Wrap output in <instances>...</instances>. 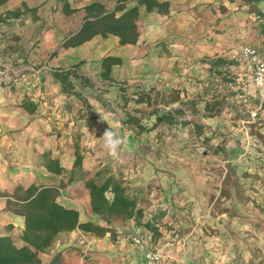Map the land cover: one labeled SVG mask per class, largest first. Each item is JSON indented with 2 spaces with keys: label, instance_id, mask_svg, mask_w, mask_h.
<instances>
[{
  "label": "crops",
  "instance_id": "1",
  "mask_svg": "<svg viewBox=\"0 0 264 264\" xmlns=\"http://www.w3.org/2000/svg\"><path fill=\"white\" fill-rule=\"evenodd\" d=\"M92 1L101 2L107 10L112 9L107 5V0H81L78 6L70 8H82L79 13L84 17L83 7ZM157 1L168 2V12L165 14L154 10L147 12L141 7L137 18L139 35L133 45L121 46L117 37L109 35L105 38L94 36L76 47L61 48L60 43L64 37L80 26L72 27L62 21L55 22L49 28L42 25L38 27L40 34L37 37L39 42L36 50L42 58L47 59H0V73L6 81V84L5 82L0 84V237L9 236L12 240L16 239L17 242L14 244L17 247L23 244L20 240L23 217L7 210L6 197L3 194L11 195L17 185L27 188L32 184L57 186L61 181L66 183L65 173L56 175L47 172L40 165L38 154L50 151L58 158L65 171L72 167L74 160L72 138L66 134L76 130L80 120H72L67 128L64 126L63 109L57 103L64 95L60 92L59 85L50 77L51 69L67 68L80 63V73L99 79L100 59L105 56L118 57L121 64L111 68L110 77L113 80L111 86H104L100 92L105 95L111 92L122 93L118 87L122 85L121 83H134L136 90L146 93L151 91L165 96L177 91L180 97L185 98L198 95L200 102L197 109L202 112L204 101L215 91V81L210 76L212 72L209 71V62L221 58L230 60L231 64L223 68L237 77L245 92L255 95L251 69L243 59L231 60L230 56L237 53L241 45L254 47L264 45V19H260L254 10H249L248 5H244L241 0ZM22 2L34 11L0 25V47L8 51V55L10 53L13 55V51L16 50L15 46L9 45V38L17 30L16 22L31 16L34 21L40 23L42 16H45L51 6L55 9V18L62 10V6L58 7L57 4L56 7L53 0H8L0 6V14L19 7ZM220 6H223V9H220ZM259 9L264 11L260 6ZM53 51H56V54L49 57ZM11 79L13 80L10 81ZM48 86L55 90V94L50 93L55 102L48 95ZM24 95L29 96L37 104L32 114L18 106L20 98ZM175 106L174 102L156 107L167 110ZM93 112L97 120H102L111 129H117L115 132H119L121 140L126 144L132 141L129 135L123 134V127L127 126L126 117L119 111L117 114L116 109L109 108V105L103 108L94 104ZM158 115L159 113L151 114L145 118L143 120L145 126L158 122ZM200 124L206 137L215 129L221 130L224 126H229L228 122L215 120V117H201ZM257 125L259 132L264 133V122H258ZM166 126L171 135L155 139L156 145L184 142L185 132L193 131L191 124L184 127L177 124ZM157 127H162V124H158ZM86 129V133L90 134L87 126ZM201 136L200 133V139ZM91 139L93 138L87 137L84 143ZM135 140L137 142L138 139ZM145 157L139 151L121 154L120 172L126 185L142 190L151 182L155 185L151 189L161 194L158 198L168 196L169 200L171 193H174V204L203 206L206 200L204 193L208 191L215 176L212 169L215 156L207 152L176 153L159 147V151L149 159L150 163L144 165ZM89 158L84 157L82 162L85 171L91 170ZM96 162L99 163L100 160L97 159ZM102 162L104 166H110L109 163ZM73 188H79L82 206L84 209L85 206L87 208L83 215L78 211L79 220L97 224V215L91 212L88 190L84 188L82 181L74 180L60 188L57 201L66 207L79 210L81 201L74 194L67 201L62 199L63 190ZM78 232L79 230H74L61 233L59 236L69 234L67 236L69 238ZM161 239H167L164 244L167 251L179 245V241L175 242L169 234H165ZM54 245L55 248L49 249V253H39L41 264H50L52 253H60L66 261L68 255L64 245H60L57 239ZM156 245L157 247L160 245L158 248L163 251L160 239Z\"/></svg>",
  "mask_w": 264,
  "mask_h": 264
},
{
  "label": "rangeland",
  "instance_id": "2",
  "mask_svg": "<svg viewBox=\"0 0 264 264\" xmlns=\"http://www.w3.org/2000/svg\"><path fill=\"white\" fill-rule=\"evenodd\" d=\"M80 1L68 0V3L69 6L75 7ZM53 2L56 3V7L57 4L58 7L62 6V0H53ZM106 2L112 8L116 0ZM259 6L264 9V3L248 5V9L256 10ZM221 8L223 9V6H220ZM81 9L74 8L73 12L67 14L60 10V15L55 18V9L51 6L47 9L45 16H42L40 23L37 20L34 21L31 16L26 19L22 18L16 22L17 30L9 38V45L15 46L16 50L13 51V55L11 53L8 55V51L0 47V59H47L42 58L36 50L39 42L37 37L40 34L39 25L49 28L55 22L65 21L72 27H77L83 20V15L79 13ZM33 25L36 26L33 28ZM92 82L94 85L92 90H82V94L90 105L88 111L92 108L91 112L94 114V104L101 105L103 108L109 105V108L116 109L117 114L119 111L126 119L133 117L137 119L138 124L151 129L140 131L133 121L127 123V126L123 127V134L129 135L132 141L126 144L122 140L117 155L113 157L104 149L103 141L100 139L109 127L102 120H90V125H87L86 118L83 116L87 113L83 102L73 97H58L60 100L57 103L63 109L64 126L67 128L72 120H80V125L76 130H71L66 135L72 138L71 146L76 142L82 147L84 153L87 151L85 158L90 157L88 163L91 167L88 172L104 166L102 162L104 161V163H109V168L113 173L122 177L119 163L121 154L139 151L148 157H145L143 162L145 165V163H150L149 159L159 151V147L176 153L182 151L198 154L207 152L215 156L212 168L215 176L208 191L204 193L206 200L201 207L174 204V193H171L169 200L168 196L164 197L165 200L158 198L161 194L151 189L155 186L151 182L143 187L141 193L135 192L138 188L125 184L128 192L137 198L139 206L144 210L141 221L158 222L159 235L155 238V243L160 239L162 252L168 257L169 263L264 264V133L259 132L257 125L258 122H264V108L258 111L254 118L246 112L247 109L255 107V95L246 93L248 98L246 106L229 98L224 104V109L218 115L213 116L215 120L228 122L229 126H224L221 130L215 129L207 137L202 128L200 132L202 139L199 138L200 133L197 134L191 130L185 132L186 141L184 142L156 145L155 139L171 134L166 125L157 127L158 124L154 123L151 126L149 124L145 126L143 120L153 114L151 113L153 106H147L145 102H135L139 96L134 93L138 92V95L143 96L146 92L136 90L134 83H121L122 85L118 87L124 89V92L117 91L118 93L111 92L105 95L99 91L105 88L100 79L92 78ZM47 91L49 96L50 93L55 94V90L49 86ZM242 91L245 92V89ZM150 97L151 102L156 106L164 105L170 94L164 96L150 91ZM51 98L55 102L54 98ZM180 98V101L175 102V107L183 109L185 119H191L200 124L201 116L192 115L185 105V101L192 98L197 99L196 96ZM86 126L90 134L86 133ZM111 130L117 131V129ZM117 133L120 137L119 132ZM87 137L93 139L85 144L84 140ZM97 159L100 160L99 163L96 162ZM67 184L69 183H64L62 188ZM73 189L75 190L72 191ZM73 189L63 190L62 199L67 201L74 194L81 201L78 211L83 215L87 208L85 206L84 209L82 206V195L78 192L79 188ZM96 220L97 224L108 226L112 232L101 237L83 234L80 231L69 238L67 237L69 234L58 236V243L64 245L68 257L65 261L60 253H52L50 264H136L140 252L132 244L131 238L135 235L143 236L146 231L150 232L148 228L142 223L137 224L136 220L113 218L104 221L98 215ZM165 234H169L175 242L179 241V245L167 251L164 247L167 239H161L165 237ZM13 240L17 242L16 239ZM54 248L53 244L50 250ZM50 250L46 252L49 253Z\"/></svg>",
  "mask_w": 264,
  "mask_h": 264
},
{
  "label": "trees",
  "instance_id": "3",
  "mask_svg": "<svg viewBox=\"0 0 264 264\" xmlns=\"http://www.w3.org/2000/svg\"><path fill=\"white\" fill-rule=\"evenodd\" d=\"M8 0H0V6ZM62 11L64 13L73 12L70 9L68 0H62ZM244 5H258L264 3V0H241ZM131 4L130 6H127ZM145 11H157L165 14L168 12V2H159L157 0H116L112 9L107 10L99 1H92L83 7L84 17L79 28L68 34L60 47L67 49L76 47L91 40L94 36L103 38L112 35L117 37L119 45H133L138 39L137 18L140 8ZM25 3L13 10H6L0 14V25L7 23V20L19 19L26 13L33 12ZM255 14L264 19V11L254 10ZM119 13V14H117ZM56 54L53 51L49 57ZM233 60V59H231ZM121 59L114 56H105L100 59V71L98 77L103 86H111L113 80L110 77L111 68L114 65H120ZM231 64L230 60L216 58L209 62V71L212 72L211 78H214L215 91L204 101L203 111L197 109L200 97L197 99H188L185 105L189 108L192 115H200L203 118L218 115L223 109L225 102L230 98L235 100V96L243 90L242 83L237 77L225 70V65ZM80 63L67 68L51 69L50 77L53 82L59 85L60 92L67 98L73 97L83 102L85 106L86 124L90 125V120H97L95 115L88 111L90 105L82 94V90H92L94 85L92 78L80 73ZM222 68L219 70L218 68ZM14 77V75H12ZM6 81L3 75L0 76V84ZM232 86L228 87L227 83ZM124 92V89L119 88ZM145 93V92H144ZM135 102H145L147 106H153L151 113L158 114L156 124L172 125L177 124L180 127L192 125L195 133H200L202 125L189 119H185L184 111L179 107H170L167 110L157 109L155 103L151 102L150 92L138 95ZM179 92L170 93L168 101L164 104H172L180 101ZM18 106L27 113L32 114L36 110L37 104L24 95L20 98ZM264 108V107H262ZM133 121V124L140 131H149L151 128H145L137 123V119L127 117L126 123ZM73 163L69 171L60 165L57 157L50 151H44L38 154V160L41 166L49 173L61 175L65 173L64 178L67 183L74 180H80L89 194V206L91 212L100 216L104 221L110 219L136 220L137 224H143L152 233L155 239L158 235V222L141 221L144 210L139 206L137 198L128 192L125 181L117 176L107 166H100L92 172L83 170L82 162L86 155L82 147L73 143ZM64 183L61 181L57 186H36L34 184L23 188L17 185L11 195L3 194L6 197V208L14 214L23 217V229L20 235L22 246L17 247L9 236L0 237V264H41L38 257L39 253H44L51 248L61 233H69L79 230L83 234H91L101 237L112 230L108 226L99 225L90 221L81 222L79 212L76 208L66 207L57 201L59 190ZM141 193V190H136Z\"/></svg>",
  "mask_w": 264,
  "mask_h": 264
},
{
  "label": "built area",
  "instance_id": "4",
  "mask_svg": "<svg viewBox=\"0 0 264 264\" xmlns=\"http://www.w3.org/2000/svg\"><path fill=\"white\" fill-rule=\"evenodd\" d=\"M235 60L243 59L251 69L252 85L255 89L256 105L254 108L247 109L246 112L254 118L258 111L264 107V46L253 47L242 45L237 53L230 56ZM2 73H0V76ZM227 86H232L231 82ZM236 101L247 105L248 98L246 92L241 91L235 96ZM132 244L140 252L137 264H170L168 257L157 247L152 233L147 232L143 236L135 235L131 238Z\"/></svg>",
  "mask_w": 264,
  "mask_h": 264
},
{
  "label": "clouds",
  "instance_id": "5",
  "mask_svg": "<svg viewBox=\"0 0 264 264\" xmlns=\"http://www.w3.org/2000/svg\"><path fill=\"white\" fill-rule=\"evenodd\" d=\"M100 139L103 141V147L108 154L115 157L118 153V148L122 144V140L118 133L107 128Z\"/></svg>",
  "mask_w": 264,
  "mask_h": 264
}]
</instances>
